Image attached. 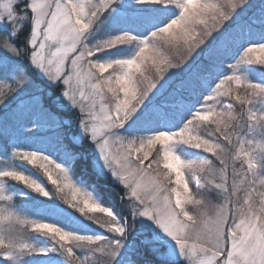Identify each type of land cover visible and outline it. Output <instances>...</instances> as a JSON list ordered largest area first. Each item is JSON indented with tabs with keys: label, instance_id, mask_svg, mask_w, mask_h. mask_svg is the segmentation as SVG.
<instances>
[{
	"label": "snow or ice",
	"instance_id": "6c2138e0",
	"mask_svg": "<svg viewBox=\"0 0 264 264\" xmlns=\"http://www.w3.org/2000/svg\"><path fill=\"white\" fill-rule=\"evenodd\" d=\"M247 64L264 67V0H0V138L10 149L0 201L12 200L9 181L47 198L32 204L39 219L0 207V262L264 264V190L255 179L242 187L264 175V107H254L264 82L242 71ZM52 106L79 112L70 144L71 121ZM85 139L92 175L123 187L124 211L103 206L94 181L69 176L83 157L72 146ZM53 141L62 163L46 154ZM13 158L42 170L54 190ZM29 226L47 242L22 239ZM134 229L140 239L130 243Z\"/></svg>",
	"mask_w": 264,
	"mask_h": 264
},
{
	"label": "rangeland",
	"instance_id": "374dc122",
	"mask_svg": "<svg viewBox=\"0 0 264 264\" xmlns=\"http://www.w3.org/2000/svg\"><path fill=\"white\" fill-rule=\"evenodd\" d=\"M21 7H22V5H21ZM20 39H21L20 42L22 43V41L24 39L23 35L20 36ZM248 46L249 45H244V47H248ZM181 51H182V49H180V50L172 49L171 54L172 55H175V56H179V54H180ZM239 54H243V49H240ZM252 55L255 57V56L261 55V53L257 52V53H253ZM231 62H234V61H229V63H231ZM256 66H258V65H255V64H247V65H242L241 66V69H242V71L250 79L259 80V81L264 82L263 81L264 80V77L257 72ZM263 69H264V67H263ZM227 71H229V70L228 69H225V72H227ZM153 74H154V69H150L149 71H147L145 73V75L149 79L152 78ZM234 86L235 85H233V87ZM55 96H56V91L54 90L53 91L52 98H55ZM106 99H107V97H106ZM61 103H63V101H61ZM52 107H53V111L57 112L59 114V116L61 115L62 118H63V115H69V114H66V113L70 110L73 119L69 120V121H71L70 126L65 125L64 128H63V131L65 130L67 134H69V133H75L77 131V122H78V119H79V112H78V110L72 109V108L69 107V108H66L65 110H63L64 111L63 114H60L59 113L60 110H57L54 106H52ZM254 107H256L257 109L264 107V100H258L256 102H254ZM238 108H239V106L237 105V109ZM66 120H68V119H66ZM26 128H28L29 130H31L32 131V135L33 136H36V137L49 136L48 132H51L50 135H52V136L55 135L54 130L53 131H47V130H43V129L42 130H36V129H33L32 130V129H30V126H26ZM259 139H260V137H257V140H259ZM235 142H236V138L234 136L233 137V143L235 144ZM21 146L23 148L27 149V150H35L34 147H36V145H27L26 143H23V137L21 138ZM29 146L32 147V148H29ZM89 146H90L89 147V150H90L89 156H91V158H93V155H94L93 149H92V146L91 145H89ZM237 147H238V145H237ZM51 150H53L52 147L50 148V152L49 153H46V154L52 155V159L55 160L57 163H62L63 161L59 158V156L57 154H53V151H51ZM154 150L155 149H153V151ZM191 151L192 150H190V152ZM9 158H10V149H9V151L6 154L0 155V168H2L4 166V162L6 160H8ZM11 163H12L13 166L19 168L20 170H23V168H24V171H26L27 174L32 175L40 183H42L47 189L54 190V186L47 179V176L43 173L42 170H40V169H38V168H36V167H34L32 165H28L27 162H25V161H21L19 159H15V158H13L11 160ZM260 163H261V167H260L259 171L262 172V173H264V157L261 158ZM90 164H91V161H90ZM236 166H237V170H241L238 161H237V165ZM71 167H72V169L69 170V176L71 177V179L73 180V182H78L79 179L82 178V177L83 178H86V179H90L91 178V180H95L96 182H99L98 179L94 175H92V173H91V166H90V169L89 170L86 169L85 167L81 168L82 171H81V175H79V176L76 175V172L74 171L75 167L73 165ZM53 168H54V165H53ZM229 172L231 173V168L229 169ZM108 176H110V174ZM53 178L54 179L57 178L55 172L53 173ZM110 178L114 181V179L111 176H110ZM173 179H175V178L173 177ZM253 179L256 180V187H257V189L258 190H264V189H260V186H259L260 180L261 179H264V175H259V174H258V176L256 178H253L251 175H249L247 177V180H246L245 184H243L242 187L246 189L247 186H248V183L251 182ZM217 182H219V181L217 180ZM230 182H231V176H230ZM203 183H204V181L201 180V184H203ZM12 184H15L17 187H21V184H18L17 182H12V181L7 182L6 183V186H5L6 191H5L4 194L7 195V196H11L12 197V200L11 201H0V207H11L12 209H14L16 211H20L23 214L28 215L30 219H39L40 217H37L32 212V207H24L23 208V207H20V206H16L13 203L14 194H13V192H11L9 190L11 188V187H9V185H12ZM190 187H193V190H195L194 189V185H190ZM121 188H123V187L121 186ZM202 191H203V189H202ZM93 193H94V195L96 196V198L99 200V202L103 206L110 207V208H114V206L116 205L115 201L112 200V199H110V198L107 199L105 201V203H102L101 200H100V198H99V196L97 195V193H95L94 191H93ZM35 194L36 195H39L37 193H35ZM69 195H70V193H69ZM241 195H243V193H241ZM254 196H255V194H254ZM207 198L209 200H211V202H212L213 205L219 203V201L216 199V196H215L214 193L211 194V195H209ZM45 199H47V198L41 196V197H39V199H35V200H38V201H41L42 200L43 201ZM61 203H63V201H61ZM255 203H256L257 208H259L260 207V203H259V199L258 198H256ZM118 207H121V212L124 210L122 203ZM206 211L209 214L211 213V209L210 208L207 209ZM45 222L51 223L52 221L46 220ZM88 223H86V225H85V228L86 229H87V227L93 226V227H97L98 228L99 231H98L97 234H100V235H106L107 234L106 231L104 229L100 228L99 226L92 225L91 222H88ZM131 233L134 234V237H133V240L132 241L129 239V242L130 243H134L133 241H135L136 239H140V237L138 235V229L132 230L129 234H131ZM26 235H29V237L25 238L24 236H26ZM34 237H38L40 241L39 242H36L34 240ZM22 239H24V240H26L27 242H30V243H40V244H42V242H45V243L47 242V238L43 237L39 233L34 232L33 229L30 226L27 229L24 230V234L22 236ZM162 250L167 251L166 248H164ZM140 257H142V256H140ZM33 259L34 258H32V257L26 258V260H33ZM90 259L94 262V264H96L97 261H99V264H104L105 257H103V256H95V257H90ZM175 264H187V261L183 257H179L178 256L175 259Z\"/></svg>",
	"mask_w": 264,
	"mask_h": 264
},
{
	"label": "trees",
	"instance_id": "16d2710c",
	"mask_svg": "<svg viewBox=\"0 0 264 264\" xmlns=\"http://www.w3.org/2000/svg\"><path fill=\"white\" fill-rule=\"evenodd\" d=\"M20 41H21V39H20ZM256 70L260 75H262L264 77V69L262 66H260V65L256 66ZM59 113L63 114L64 111H59ZM66 114H69V115H63V118L68 119V120L73 119L70 110ZM57 115H59V114L57 113ZM64 132H65V143L70 144V141L67 138L68 134L66 133L65 130H64ZM48 134H49V137L52 136V135H50L51 132H48ZM89 145H90L89 141L85 139L84 141L81 142V144L72 146L74 151H77V152H80L83 154V157L80 160L76 161L75 164L73 165L75 167L74 171L76 172V175H78V176L81 175V171H82L81 168L85 167L88 170L90 169V161L92 158H91V156H89V153H90V150H89L90 146ZM3 146H4V140H3V138H0V155L6 154L3 151ZM51 147L53 148V150L55 149V147H56L55 141H53L49 145V148H51ZM23 170H24V168H23ZM97 179L99 182H96L95 180H91V178L88 179L90 181H94V183L96 185L94 190L91 188H90V190H93L95 193H97V195L99 196L102 203H105V201L109 198L114 200L116 205L114 206V208H112L113 211L121 212V207H118V206L121 205L120 196L123 194L124 189L121 188V186L118 185L115 181H113L110 178V176H108V175L97 178ZM9 187H11L9 190L11 192H13V194H14L13 203L16 206H20L23 208L24 207H32L33 202H38V200H35V199H39V197H41L39 195H36L35 193L30 192V190L25 189L23 185H21V187H17L15 184H12V185H9ZM24 193H26V194L24 195ZM87 229L92 233H98V231H99L97 227H93V226L87 227ZM24 237L27 238V237H29V235H26ZM133 237H134V234H132V233L129 234V239L131 241L133 240ZM34 240L36 242L40 241L38 237H34ZM138 241H139V239H136L133 242L137 243ZM42 244H45V242H42ZM137 250L139 251V249H137ZM134 259L138 260L137 261L138 264H142V261H143L142 257L134 256ZM0 264H3V262H0Z\"/></svg>",
	"mask_w": 264,
	"mask_h": 264
}]
</instances>
